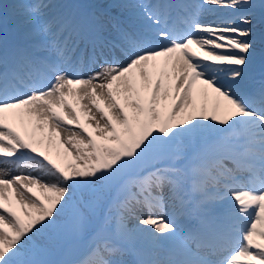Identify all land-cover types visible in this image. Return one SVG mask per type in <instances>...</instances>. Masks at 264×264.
<instances>
[{
	"label": "snow or ice",
	"instance_id": "obj_1",
	"mask_svg": "<svg viewBox=\"0 0 264 264\" xmlns=\"http://www.w3.org/2000/svg\"><path fill=\"white\" fill-rule=\"evenodd\" d=\"M12 7L32 27L0 35V264H264V80L241 91L264 0L142 2L131 29L89 0Z\"/></svg>",
	"mask_w": 264,
	"mask_h": 264
},
{
	"label": "bare ground",
	"instance_id": "obj_2",
	"mask_svg": "<svg viewBox=\"0 0 264 264\" xmlns=\"http://www.w3.org/2000/svg\"><path fill=\"white\" fill-rule=\"evenodd\" d=\"M22 4H25V3H22ZM23 9H19L17 12L18 13H23ZM123 12V11H122ZM122 12L121 11H118V14H121L122 15ZM23 15V14H22ZM23 17H26V15H23ZM37 18H39L38 16H36ZM41 18V17H40ZM39 18V19H40ZM26 20L28 19V17L27 18H25ZM208 19H214V18H211V17H208ZM118 59H120V58H118ZM38 135V134H37ZM0 167H2V166H0ZM32 174H36V175H39V173H36V172H33ZM45 179H49L48 177H45ZM138 215H142V213H138Z\"/></svg>",
	"mask_w": 264,
	"mask_h": 264
},
{
	"label": "rangeland",
	"instance_id": "obj_3",
	"mask_svg": "<svg viewBox=\"0 0 264 264\" xmlns=\"http://www.w3.org/2000/svg\"><path fill=\"white\" fill-rule=\"evenodd\" d=\"M4 1H6V2H4ZM8 2H14L13 0H3V3L2 4H5V3H8ZM9 8H13V7H9ZM38 137H39V134L37 135ZM55 152H56V146H53V148H52V153H53V155H55Z\"/></svg>",
	"mask_w": 264,
	"mask_h": 264
}]
</instances>
